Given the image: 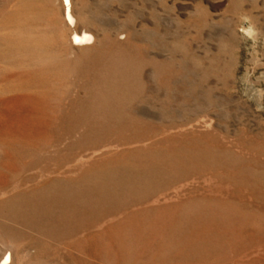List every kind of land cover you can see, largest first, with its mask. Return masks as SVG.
<instances>
[{
	"label": "rangeland",
	"instance_id": "1",
	"mask_svg": "<svg viewBox=\"0 0 264 264\" xmlns=\"http://www.w3.org/2000/svg\"><path fill=\"white\" fill-rule=\"evenodd\" d=\"M69 6L0 0V264H264V0Z\"/></svg>",
	"mask_w": 264,
	"mask_h": 264
},
{
	"label": "bare ground",
	"instance_id": "2",
	"mask_svg": "<svg viewBox=\"0 0 264 264\" xmlns=\"http://www.w3.org/2000/svg\"><path fill=\"white\" fill-rule=\"evenodd\" d=\"M66 2L68 4L67 11H66L67 19L69 20L70 24H74V23H76L75 22L76 18H74L73 14L71 13L72 11H70L71 8H69L70 7L69 6V0H66ZM13 15H15V14H13ZM93 38L94 37L90 32L84 31L83 33L74 32L72 39H73V43H75V44H88L93 40ZM4 260L5 261L8 260V255L5 257Z\"/></svg>",
	"mask_w": 264,
	"mask_h": 264
}]
</instances>
